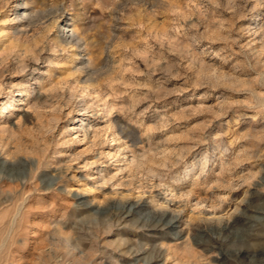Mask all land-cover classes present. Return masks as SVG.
I'll use <instances>...</instances> for the list:
<instances>
[{
    "label": "rangeland",
    "instance_id": "374dc122",
    "mask_svg": "<svg viewBox=\"0 0 264 264\" xmlns=\"http://www.w3.org/2000/svg\"><path fill=\"white\" fill-rule=\"evenodd\" d=\"M16 2L0 264H264V0Z\"/></svg>",
    "mask_w": 264,
    "mask_h": 264
},
{
    "label": "bare ground",
    "instance_id": "6f19581e",
    "mask_svg": "<svg viewBox=\"0 0 264 264\" xmlns=\"http://www.w3.org/2000/svg\"><path fill=\"white\" fill-rule=\"evenodd\" d=\"M9 2V1H8ZM16 4H18L19 5V7H21V6H26V2H25V0H20V2H16ZM13 6V5H12ZM11 7V6H10ZM19 7L17 8V6H15V9H14V11L16 12V11H19ZM14 13V12H13ZM21 16L23 17V16H26V13L23 11L22 13H21ZM69 16H71V15H69ZM67 17V15H65V13L64 12H61L58 16H57V20L53 23L54 25H53V27L54 26H56L59 22H62V23H64L65 22V18ZM70 21H74V17L72 16V19H70ZM64 31L66 32L65 34H63V37H64V41L66 42V43H68L69 45H76V46H78V43H75L76 42V38L78 37V34L76 33V31H74L73 29H70V27H69V24H66L65 25V29H64ZM62 33H63V31H62ZM73 43H75V44H73ZM73 47V46H72ZM79 47V46H78ZM79 106H82L83 108H82V110H84V111H86L87 110V106L85 105V104H83V105H79ZM80 121L81 122H83V119H80ZM6 153V152H5ZM1 159V158H0ZM5 159V158H4ZM15 162V161H14ZM12 163V162H11ZM23 163V162H22ZM2 166H3V168L4 167H6L7 166V162L5 161L4 163H2ZM205 166V165H204ZM0 173H2V170H0ZM0 183H2V179L0 178ZM10 183V182H9ZM7 184V183H6ZM128 204V203H127ZM128 206V205H127ZM140 205L139 204H136L134 207V209L136 210L137 208H140L139 207ZM174 206V205H173ZM20 207V206H19ZM175 208V207H174ZM17 209H18V207H17ZM19 210V209H18ZM22 210V209H21ZM133 210V209H132ZM167 211H165V212H163L162 213V215H161V220H164V219H166L167 218V216H168V214L170 213V212H174V213H176V215L175 216H173L172 217V219L167 223V226L170 228V230H176L178 227H179V224L181 223V220H182V215H181V213L180 212H177L175 209H166ZM169 210V211H168ZM99 211V210H98ZM178 213V214H177ZM2 216V215H1ZM5 216H7V215H5ZM16 216V215H15ZM229 216V215H228ZM129 217V216H128ZM216 217V216H215ZM12 227V226H11ZM167 227V228H168ZM169 228H168V230H169ZM12 229V228H11ZM156 230V229H155ZM228 230V229H227ZM8 231V230H7ZM11 231V230H10ZM165 231V230H164ZM202 232V231H201ZM165 234V233H164ZM176 236V235H175ZM5 241V240H4ZM66 241H68V240H66ZM7 243V242H6ZM5 243V244H6ZM70 243V242H69ZM68 243V244H69ZM3 244V243H2ZM5 244H3L4 246H5ZM2 245H0V247H1ZM3 246V247H4ZM3 249V248H2ZM1 248H0V251L2 250ZM256 257V256H255Z\"/></svg>",
    "mask_w": 264,
    "mask_h": 264
}]
</instances>
